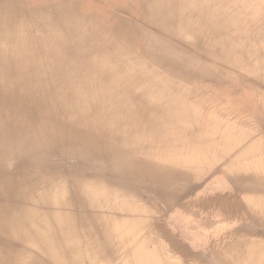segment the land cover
I'll use <instances>...</instances> for the list:
<instances>
[{
    "label": "bare ground",
    "instance_id": "bare-ground-1",
    "mask_svg": "<svg viewBox=\"0 0 264 264\" xmlns=\"http://www.w3.org/2000/svg\"><path fill=\"white\" fill-rule=\"evenodd\" d=\"M194 5L135 0L125 12L184 58L174 41ZM201 6L199 21H212ZM227 14L197 52L229 46ZM141 25L79 0H0V264H264V233L210 227L237 211L264 227V199L173 192L233 151L264 165V145L234 150L229 129L203 133L184 73L136 49ZM158 189L166 220L137 204L156 206Z\"/></svg>",
    "mask_w": 264,
    "mask_h": 264
},
{
    "label": "rangeland",
    "instance_id": "rangeland-1",
    "mask_svg": "<svg viewBox=\"0 0 264 264\" xmlns=\"http://www.w3.org/2000/svg\"><path fill=\"white\" fill-rule=\"evenodd\" d=\"M79 1L84 7L94 9L100 16L102 14L104 17L111 13L126 21L130 27L141 25L136 15L130 16L125 12V6L133 4L135 0ZM189 1L195 3L185 14L191 22V28L185 32L179 31L174 41L179 52L182 49L189 55L180 58L177 51L167 49L161 40L163 34L151 25H141V35L136 49L161 59L162 66L173 62L177 69L184 73L187 81L183 79L177 81L181 90L194 99L190 104L196 107L201 115L203 133L213 127L220 133L229 129L235 138L230 149L260 150L264 145V0ZM205 4L217 12L210 22H204L208 18L203 22L199 21L202 12L199 9H204L201 5ZM226 13L228 17L225 19H234L233 28L227 36L230 40L229 46L213 51L212 57L203 56L197 52L195 43L200 42L204 49L214 44L213 38L218 32L216 22L222 21ZM198 31L199 35L196 34ZM219 53L225 58L218 57ZM151 68L157 70L160 75L164 73L161 67ZM234 154L235 151L230 155L231 158L198 180L190 181L188 185H179L173 192L182 194L195 185V192H200L199 196L215 197V200L236 199L243 202L264 199V165L254 161L240 164L237 155ZM181 159L185 160L183 157ZM160 194L164 196L165 191L153 190L150 197L157 201ZM153 203L146 204L137 200L139 206L150 208L158 217L161 219L164 217L166 220L167 209L164 204L157 201L156 206H153ZM248 219L245 211H237L235 217L224 221L216 220L210 227L214 229L220 227L222 231H233L243 227L254 228L261 232L262 237L264 227L254 226L248 223Z\"/></svg>",
    "mask_w": 264,
    "mask_h": 264
}]
</instances>
